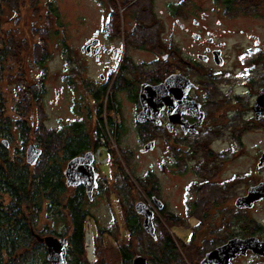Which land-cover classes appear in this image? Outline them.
<instances>
[{
	"label": "flooded vegetation",
	"instance_id": "obj_1",
	"mask_svg": "<svg viewBox=\"0 0 264 264\" xmlns=\"http://www.w3.org/2000/svg\"><path fill=\"white\" fill-rule=\"evenodd\" d=\"M137 1L119 8V25L108 7L102 26L81 48L102 69L98 78H80L81 72L74 73L79 63L72 59L76 70L68 82L72 87L81 83L92 104L90 109L78 97L77 107L95 114V127L103 119L117 135L134 130L146 141L144 148L166 136L170 169L182 178L195 174L197 180H187L174 208L156 195L148 197L149 203L142 201L154 213L155 230L161 213L170 212L171 228L184 231L186 239L172 236L199 253L193 254L195 264H205L209 253L233 240L264 243V0H181L177 5L166 0L163 13L175 17L180 39L174 33L164 38L166 25L155 11L156 0H144L148 4L135 8L136 14L124 13ZM227 20L236 28L227 27ZM231 35L247 42L229 46L225 39ZM136 55L149 58L136 60ZM166 81L159 99L141 97L143 87ZM101 139L105 148L108 143ZM94 163L98 185L90 201L101 185ZM248 259L247 264H264V256L251 250L231 264Z\"/></svg>",
	"mask_w": 264,
	"mask_h": 264
},
{
	"label": "rangeland",
	"instance_id": "obj_2",
	"mask_svg": "<svg viewBox=\"0 0 264 264\" xmlns=\"http://www.w3.org/2000/svg\"><path fill=\"white\" fill-rule=\"evenodd\" d=\"M165 1H155V11L161 16L166 25L165 29L167 32L164 38L167 39L174 33V37L180 39L182 34H179L180 29L175 22V17L173 18L171 14L169 16L163 13L166 11ZM13 2L15 3L16 10L9 7L5 8L3 21L0 23V39L3 35H14L16 40L22 37L28 39L33 27L46 30V26L48 27L49 25L52 26L51 28L55 32L59 31V34L51 36L45 42L49 50V55L43 64L46 67L45 71L35 64L33 59L36 54L31 48L20 52L19 56L13 61L10 60L5 72L7 78L1 83V90L7 102V116L15 115L13 105L18 102L16 87L19 85L16 83L19 81H17V78L20 79L21 76L26 77L27 83L33 84L44 72L45 76H43V79L47 89L46 94L39 104L40 106L32 104L30 109H27L28 115L24 117V119H27L25 121H29L32 118L34 120V127L37 124H41L48 129L59 130L82 118L87 120L85 113L86 111L89 112L88 108H78L76 101L78 97H83L84 104L86 107L88 105L90 109L92 104L83 95L81 83H78V87H72L68 82V78L72 76V70H76V66L73 64L68 66L69 64L67 63H72L73 61L71 60L75 58L76 62L79 63L77 65L79 71H74V73L81 72L83 76L80 78H84L85 80L98 78L102 69L96 62L94 63L85 58L80 50L82 47H85L87 40L93 36L95 29L102 26L107 14V7L101 4L100 0H13ZM116 2L118 3L119 1L116 0ZM170 3L177 5L181 3V0H170ZM49 4L55 6L60 14L61 20L57 24L49 23L50 19L48 17L51 18L48 13ZM211 6L212 4H209L208 8ZM121 11L120 15L122 14ZM226 24L227 27L236 28L235 21L227 20ZM240 38L241 36L239 35H231L225 41L228 42L229 46L234 45L235 40L247 42L245 39ZM31 40L33 43H36L38 42V37H32ZM62 40H64L66 49L69 50L66 57L63 55L65 46L62 44ZM148 58L147 56L136 55V60H147ZM23 59L24 68L21 65ZM90 115V119H88V133L93 134L97 119L93 112ZM128 118L130 125L131 117ZM11 137V143L9 144L8 142L6 148L12 157L16 156L24 164L27 163L26 152L31 144H35L34 140L25 143L20 138L19 131L16 129L12 131ZM165 138L166 136H160L156 144L153 143L152 147L145 150L144 143L146 141H143V138L133 130L121 136L120 141L113 138L109 145L106 144L105 148L101 146V150L97 151L94 165L100 173L101 185L88 206L92 218L85 225V231H87L85 233L86 260L89 264L100 262L123 264L122 248L130 247L132 252H138V249L141 248L139 239L131 237L127 230L125 218L129 209L123 207L125 204L122 205L120 202V186L124 187L127 184H123L125 181H123L121 170L128 175V184L132 187L133 192L136 189L132 198L134 199L133 211L137 202L144 201L149 203L148 196L145 193L146 187H144V183L141 181L147 178L149 174L154 175V178L158 180L156 193L160 196L159 198L167 202L169 210L170 205L174 208V203L179 204L181 201L179 191H183L187 180H197L193 172H189L182 178L179 171L170 169V147ZM30 166L31 169H34V165ZM148 188L150 187L148 186ZM71 191H73V188ZM4 200L8 203L7 198ZM61 214L64 221L60 217L58 218L60 220L51 222L46 218L49 214L44 212L40 227L50 223L52 229L63 231L64 226L68 225V227L66 226L65 236L59 238L60 240H64L70 237V215L68 211ZM159 218L162 228H165V230L176 237L183 238V240L184 238L186 239L184 231L176 229V227L171 228L170 223L164 221L161 215ZM193 222L195 221L192 220ZM89 232L93 236L92 251L88 247L87 236ZM158 232L160 231L157 230ZM178 232H182L184 235L179 236ZM178 247L180 248L182 257L185 259L184 264L186 257L188 260L193 258V253L191 256H188L183 247ZM145 257L149 260L151 258L148 253L145 254ZM249 262H252V259H248L242 264Z\"/></svg>",
	"mask_w": 264,
	"mask_h": 264
},
{
	"label": "trees",
	"instance_id": "obj_3",
	"mask_svg": "<svg viewBox=\"0 0 264 264\" xmlns=\"http://www.w3.org/2000/svg\"><path fill=\"white\" fill-rule=\"evenodd\" d=\"M118 1L117 3L116 0H100L101 4L109 7L110 14L114 17L117 25L120 23L119 8L133 0ZM14 4L13 0H0V23L3 21L6 7L16 10ZM146 4L148 2L138 0L124 13L136 14L135 8L141 6L145 8ZM48 13L51 17H48L50 24H57L61 20L57 8L51 4L48 6ZM51 27V25L46 26V30L33 27L28 39L22 37L16 40L14 35H3L0 39V264H51L48 260L46 244L40 242L35 235L38 234L41 237L52 235L57 238L65 236L68 225L64 226L65 230L62 228L63 231H56L52 229L50 223L44 224L42 227H40V223L44 212L49 214L46 218L54 222L60 220L58 219L60 217L64 221L61 213L67 211L70 215L71 229L70 237L67 239L68 264H89L86 260L85 233L87 231H85V225L92 218L88 209L91 201L82 186L73 188L71 191L72 188L68 187L66 183L65 167L76 157L83 156L87 152L96 153L99 151L101 138L109 145L113 138L118 141L121 137L115 133L112 126L107 129L103 119L97 123L93 134L88 133V123L86 124L83 120L72 122L59 130L48 129L41 124L34 127L32 118L29 119L30 122L25 121L27 119L24 117L28 115L27 109H30L32 104L38 106L46 94L44 72L33 84L27 83L26 77L21 76V81L17 78L19 81L16 83L19 85L16 87L18 102L13 105L15 115L7 116V102L1 90V83L7 78L5 76L6 68L10 60L13 61L20 52L31 48L36 54L33 59L35 64L45 71L46 67L43 64L49 55L45 42L51 36L59 34V31L55 32ZM32 37H38V42L33 43ZM131 38L134 39L133 36ZM61 42L65 46L64 40ZM66 48L65 46L63 50L65 57L69 51ZM23 62L24 59L21 64L22 68H24ZM67 64L70 66L73 62ZM103 99L104 95L102 98L100 97L101 114L104 106ZM90 116L88 114L87 119H90ZM108 123L109 125L113 124L109 119ZM14 129L19 131L20 138L25 143L34 140L35 145L42 149V154L34 165V169H31L29 164H24L20 158L12 157L3 143L4 140L11 143ZM121 175L125 181L123 184H127L124 187L120 186V202L122 205L125 204L123 207L129 209L125 218L127 230L131 237L139 239L141 245L138 252H132L130 247L121 249L123 264H132L136 255L145 257L146 253L151 256L150 260L145 257L149 264H181L182 262L184 264L185 259L178 246L183 247L188 256H191L195 249H188L189 247L182 243L178 245L172 234L162 228L161 222L157 229L160 232L157 233L156 230L157 239L147 234L143 227L142 217L136 213L135 209L133 211L134 199L132 198L136 189L133 192L132 187L128 184V175L123 170H121ZM141 181L147 189H145V193L148 197L151 198L153 195L159 197L156 193L158 180L154 178V175L149 174ZM123 184L121 183V185ZM6 198L8 203L4 200ZM161 215L164 221H168L172 225L169 211L162 212ZM178 235L183 236L184 233L178 232ZM195 253L199 256V253ZM193 261V258L190 260L186 258L185 264H195Z\"/></svg>",
	"mask_w": 264,
	"mask_h": 264
},
{
	"label": "water",
	"instance_id": "obj_4",
	"mask_svg": "<svg viewBox=\"0 0 264 264\" xmlns=\"http://www.w3.org/2000/svg\"><path fill=\"white\" fill-rule=\"evenodd\" d=\"M168 81L165 84L153 88L143 87L141 97L147 98L148 96L158 95L159 92H165ZM6 146L8 142H3ZM153 146V142L148 144L145 150ZM42 154V149L35 144H31L26 152V160L29 165H35ZM96 154L87 152L84 156L76 157L71 160L65 170L66 183L69 187L83 185L86 188V193L90 199L93 196V190L97 187L98 173L95 171L93 163L95 162ZM155 202L159 209H162L163 204L155 198ZM135 210L138 214L144 216L143 227L147 234L157 239L156 230L153 224L154 213L148 209L144 202H139L135 205ZM36 238L40 242H44L47 246L48 260L51 264H68L67 246L68 240H60L59 238L48 235L41 237L36 234ZM248 250L253 253L264 256V243L258 241H230L227 245L215 249L206 256L205 264H231L232 260L237 255L246 254ZM132 264H149L148 260L141 256L136 255L133 258Z\"/></svg>",
	"mask_w": 264,
	"mask_h": 264
},
{
	"label": "bare ground",
	"instance_id": "obj_5",
	"mask_svg": "<svg viewBox=\"0 0 264 264\" xmlns=\"http://www.w3.org/2000/svg\"><path fill=\"white\" fill-rule=\"evenodd\" d=\"M166 90H167V88L165 89V91H166ZM162 95H164V94H163L162 91H161V92L158 93V97H157V98L159 99L160 97H162ZM258 190H260V189H258ZM87 237H88V243H89V246H88V247H89V250L92 251V246H91V245H92V241H93V240H92V235H91L90 232H89V235H88ZM92 256H93V255H92Z\"/></svg>",
	"mask_w": 264,
	"mask_h": 264
}]
</instances>
